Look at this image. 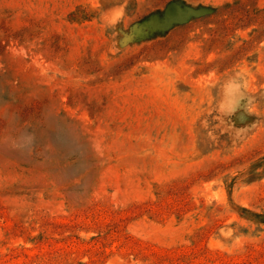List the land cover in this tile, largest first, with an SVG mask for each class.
<instances>
[{
    "label": "rangeland",
    "instance_id": "374dc122",
    "mask_svg": "<svg viewBox=\"0 0 264 264\" xmlns=\"http://www.w3.org/2000/svg\"><path fill=\"white\" fill-rule=\"evenodd\" d=\"M0 264H264V0H0Z\"/></svg>",
    "mask_w": 264,
    "mask_h": 264
},
{
    "label": "water",
    "instance_id": "95a60500",
    "mask_svg": "<svg viewBox=\"0 0 264 264\" xmlns=\"http://www.w3.org/2000/svg\"><path fill=\"white\" fill-rule=\"evenodd\" d=\"M185 10L187 13H188V16L186 17V18H189L190 16H192V15H194V10L195 9H193V8H191V7H188V6H182V5H179V4H174V3H172V4H170L168 7H167V9L165 10V16H168V17H175L174 15L175 14H172V12L174 11V10ZM181 12V11H180ZM182 13H184V11L182 12ZM185 14V13H184ZM176 18V17H175ZM177 19H179V17H177Z\"/></svg>",
    "mask_w": 264,
    "mask_h": 264
}]
</instances>
